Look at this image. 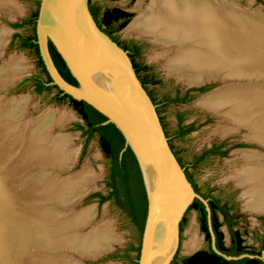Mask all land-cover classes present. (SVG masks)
<instances>
[{"label": "rangeland", "instance_id": "rangeland-1", "mask_svg": "<svg viewBox=\"0 0 264 264\" xmlns=\"http://www.w3.org/2000/svg\"><path fill=\"white\" fill-rule=\"evenodd\" d=\"M99 1L110 5L120 4L132 11L131 20L120 30L119 34H121L122 38H134L140 42L144 61L151 65V69L159 79L158 85H148L157 103H162L169 96L176 95L178 89L183 91L187 89L193 90L190 98L184 103L167 102L161 106L160 112L164 117L168 135L183 163L190 166V164L195 162V166L190 167L202 190L213 193L222 202L228 204L231 212L236 215L235 227L244 236L246 244L261 250L264 244V213L255 212L248 207V198L244 194V187L238 184L237 180L230 177L235 171L246 166L247 163L243 159L245 152L255 151L264 155V147L250 143L247 138L248 131L242 128L229 135H222V129L226 123L220 115L212 112L202 104L203 99L212 94H209V92L215 93L217 90H224V88H228L226 86L234 85L236 84L234 82H241L242 80L230 81L232 83L228 85L226 83L224 85L220 80H213L203 85L188 84L186 81L181 80L178 73H170L166 66L167 58L169 59L171 54L176 51V46L173 43L162 44L161 42H156L152 34L143 33L144 35H142L139 32L140 35L135 32V29L131 28V25L141 13L140 9H138L139 0ZM40 2L41 0H0V69L22 63L19 66V70L12 75V80L24 75L27 76L13 90L0 91V109L9 105L12 99L23 98L27 112L26 120H30L28 122L30 126L34 125L33 122L40 119L44 113L54 112L56 123L50 135L54 137L67 136L71 140L73 153L66 168L61 169L51 165L43 166L44 169L39 171L36 169L33 174L24 176L22 180L16 183L18 186L16 188L20 186L22 189L30 179L35 177L36 174L39 175L40 172L41 174H46V178L49 181L55 176L60 178V180H65L77 178L82 174L88 173L87 187L83 190L82 188L77 190L76 197L68 202L67 209L57 206L53 200L42 201V203L36 201V204L26 205V209H33L37 213L43 212V210L66 212L67 220L74 219L80 212L85 210H93L91 220L82 224L76 232L84 235L92 231L98 232L101 229L97 230L96 228L103 229L106 226L115 240L99 256L85 259L79 257L78 253H72L69 251L70 249L67 250L64 247L51 252L50 245L53 244V241L50 243L47 241L48 244L46 243L45 247L48 250L43 252L44 258L41 257L42 259L40 260L38 255L35 257L30 253L32 251L41 253L42 250L35 249L31 245L28 246L24 241L18 255H14L12 259L11 252L8 261L5 259L8 257L7 251L9 249L3 251L6 247H3V249L0 247L1 264H52L50 259L52 253L57 256L68 257L70 260L72 258L74 264H137V259L139 258L138 249L141 247L142 242L141 231L129 214L120 208L114 198L103 200V197L109 196L112 191L109 186L111 163L102 150L98 135L89 139L88 135L77 128L79 118L74 113L69 100L60 98L58 88L53 86L49 91H37L36 78L40 77L47 80L48 77L40 64V56L36 48L26 45L24 40L33 37L36 33L35 20L37 17L35 15L39 11ZM233 2L239 9L264 16V0H233ZM149 3L150 0H144L141 5L142 9ZM201 87L204 88L202 91L199 90ZM207 93L208 95L206 96ZM180 110H185L186 112L185 123H194L192 131L184 135H178L176 116ZM216 144L222 146L224 154L209 153L200 161L197 160L203 151L210 149ZM262 158L264 159V156ZM58 181L54 178L47 185V188L53 186L52 184L55 186ZM193 222L198 223V215L194 209L188 213L181 233L182 240L179 257L173 260L171 264H183L182 258L192 253L186 252L184 246L191 237L188 231ZM223 229L226 238L229 240L230 231L228 225H224ZM48 230L45 228L43 233L44 240L50 239ZM199 234L202 239V244L199 248L207 247L204 241V234L201 231H199ZM99 247L100 245H94L88 250L89 252L98 251Z\"/></svg>", "mask_w": 264, "mask_h": 264}, {"label": "bare ground", "instance_id": "bare-ground-1", "mask_svg": "<svg viewBox=\"0 0 264 264\" xmlns=\"http://www.w3.org/2000/svg\"><path fill=\"white\" fill-rule=\"evenodd\" d=\"M143 1L139 0L138 9L141 13L131 28L142 34H152L156 42L173 43L176 46V51L168 56L166 66L170 73H178L181 80L190 85L201 84L206 80L222 77L225 73H221V68H228L226 72H230L233 66L235 67L232 73L237 74L238 69L248 68L251 74L259 72V75H264L263 15L239 9L233 0H150L142 9ZM20 64L22 63L12 65V70H19ZM250 85L252 84L217 90L203 99L202 104L220 115L226 123L222 135L226 136L239 131L241 127L249 126L248 140L262 145L264 95L256 96ZM254 105L259 106V109H254ZM9 106L0 110V117L16 111L21 103L13 102ZM20 123L18 120L0 125L2 139L5 141L10 130L16 131ZM33 123L35 126L29 128L26 142L20 139V134L15 141L5 143L8 152L3 146L4 150L0 153V163L3 160V164H0V247L2 249L6 247L3 251L9 249L5 260H9L11 252L12 259L14 255H18L24 241L28 246L42 250L41 253L37 251L30 253L35 257L38 255L39 260L41 257L44 258L43 252L48 250L45 247L47 241L49 243L53 241L50 245L51 252L62 246L67 249L88 250L94 245H100L98 251L109 246L115 238L106 226L103 229L96 228L101 229L98 232L92 231L84 235L75 231L76 226L80 227L91 220L93 210H85L74 219L67 220L58 211L43 210L37 213L33 209H26V205L36 204V201H47L49 197L55 198L56 201H64L65 196L68 198L71 192L86 188L89 179L88 173L65 180L55 176L54 178L61 183L54 188L52 186L47 188L54 178L49 181L46 174L40 172L22 189L20 186V189L16 188V183L24 176L33 174L36 169L37 171L44 169L43 165L64 167L73 153L71 140L67 136L50 135L56 123L54 112L44 113ZM15 146H21L19 155ZM263 156L260 152H245L243 159L247 163L246 166L235 171L230 177L244 187L248 207L259 213H264ZM45 228L47 230L49 228L47 231L49 240H44ZM188 232L191 237L184 247L186 252H192L202 244L198 223L193 222ZM50 259L52 264H74L72 258L70 260L68 257L53 253Z\"/></svg>", "mask_w": 264, "mask_h": 264}, {"label": "water", "instance_id": "water-1", "mask_svg": "<svg viewBox=\"0 0 264 264\" xmlns=\"http://www.w3.org/2000/svg\"><path fill=\"white\" fill-rule=\"evenodd\" d=\"M36 36L41 58L52 79L48 85L58 88L60 97L70 95L75 99L84 100L106 115L104 124L115 123L125 136L126 146L122 153L131 147L137 157L148 198V215L138 264H171L180 252L181 222L194 200L200 198L206 203L208 210L211 209L208 199L195 190L186 167L175 153L157 105L138 76L130 52L98 25L90 10L89 0H41L36 19ZM50 42L54 43L77 83L69 82L61 74L52 55ZM227 69L221 68V73H225L222 77L209 79L198 85L213 80H220L224 85H228L232 83L230 81L242 80L232 85L243 87L245 83H249L252 84L250 87L256 96L264 95V75H259V72L251 74L248 68L238 69L237 74L231 72L232 68L230 72H226ZM14 72L12 66L0 69V91L13 90L27 77L24 75L12 80ZM252 100H255L254 96ZM13 102H20L21 106H18L16 111L0 117V125L18 120L21 123L16 131L15 128L13 132L10 130L5 141L2 134L0 135V153L6 148L5 143L15 141L20 134V139L26 142L29 128L35 126V123L30 126V120H26L24 99H12L10 104ZM254 109H259V106L254 105ZM73 111L79 122L84 123L82 115L74 108ZM241 128L249 133V126ZM249 142L264 147V144L250 140ZM19 147L21 146L16 148L17 154L20 152ZM1 161L0 164H3V160ZM69 162L70 160L60 168H66ZM57 183L55 186L52 184V187L61 182ZM71 193L68 198L65 196L64 201H56L52 197L48 199L53 200L62 209H67L68 202L76 197V192ZM65 213L62 212L64 218ZM78 228L79 226H76L75 231ZM110 246L111 244L93 252L80 248H72L69 251L78 253L83 259L94 258ZM214 248L229 259L239 258L222 253L216 246Z\"/></svg>", "mask_w": 264, "mask_h": 264}, {"label": "trees", "instance_id": "trees-1", "mask_svg": "<svg viewBox=\"0 0 264 264\" xmlns=\"http://www.w3.org/2000/svg\"><path fill=\"white\" fill-rule=\"evenodd\" d=\"M38 16V12L35 15ZM36 31V20H35ZM36 33L33 37H30L24 42L26 45L36 48L38 55L40 56V62L43 63L39 45L36 43ZM50 49L54 60L61 72V74L71 83H77L75 77L71 73L67 63L62 58L53 42H50ZM44 72L48 75V82L51 81V77L45 65H42ZM37 91H49L53 88L52 85H48L41 78H36ZM61 99H69L70 105L76 109L84 118V123L79 122L77 128L82 130L84 134L88 135V138H92L98 135L104 154L110 159V181L109 186L112 191L109 196H104L103 200L114 198L116 203L133 219L138 226L141 234L143 235L147 215H148V198L147 192L142 176V172L137 160V157L131 147H128L123 153V149L126 146V139L121 129L115 123L104 122L107 120V116L101 111L96 109L93 105L84 100H78L70 95H64ZM189 179L192 178L189 176ZM200 192V189H196ZM205 197H208L204 194ZM213 210V220L215 222V228L223 224L219 221V216L216 212V208H219V200H213L210 202ZM191 208H198L201 214L203 230L208 231V212L205 208V204L202 200L196 199L191 205ZM224 212L227 216L226 221L233 226L232 216L225 208ZM186 221L181 224L183 229ZM221 234V233H220ZM222 235V234H221ZM210 238V235L208 234ZM242 239L239 238L237 247H226L223 243L219 242V247L223 251L230 254H240L244 251V247L241 245ZM141 247L138 249L140 256ZM179 257L177 253L175 259ZM185 264H235L236 262L247 261L249 264H264V260L260 258H245L239 261L227 260L214 250L206 251L202 250L195 253L192 256L182 258ZM138 264V263H137Z\"/></svg>", "mask_w": 264, "mask_h": 264}, {"label": "flooded vegetation", "instance_id": "flooded-vegetation-1", "mask_svg": "<svg viewBox=\"0 0 264 264\" xmlns=\"http://www.w3.org/2000/svg\"><path fill=\"white\" fill-rule=\"evenodd\" d=\"M89 6H90V10L92 12V15L94 16L98 25L103 30H105L108 34H110L112 36V38L114 40H116L121 46H123L126 50H128L130 52V56L132 58L136 72L138 73V76L140 77V79L144 83L145 87L147 88L148 92L150 93L153 101L157 105L158 112L161 116L164 127L166 128L164 117L160 112L161 106L165 105L167 102L184 103L185 101H187L190 98L193 90L187 89L186 91H183L181 89H178L176 91V95L169 96L162 103H157V100L155 99V96L150 91L148 85H150V84L158 85L159 79L156 76V73L151 69V65L148 64L146 61H144L143 56H142V46L140 45V42L134 38H130V39L122 38L121 34H119L120 30L122 28H124L129 23V21L131 20L132 11H129L128 9H126V7H123V5H120V4L110 5V4L102 3L99 0H89ZM135 32L137 33L138 31H135ZM142 35H144V34H142ZM40 64L45 65L44 62L43 63L40 62ZM47 77H48V75H47ZM42 80H44V79H42ZM44 81L47 84L51 82V81L48 82V79L44 80ZM203 89L204 88L201 87L199 90L202 91ZM185 114H186L185 110H180L177 113L176 121H177V126H178V135H184L185 133H189L194 128V123H185L186 122ZM166 131H167V129H166ZM167 134H168V132H167ZM170 143H171L175 153L177 154L179 160L186 167V172H187L188 177L190 176L192 178L191 182H192L195 190L197 188L200 189V192H198L197 190L196 191L199 194H201L204 198L208 199V204H209L210 209H211V211H209L206 203L202 200L204 202L205 208L208 212V231L203 230L201 214H200V210L198 208L189 209V211L185 215L184 219L182 220V222L186 221L188 213L192 209H194L198 215L199 231H201V233L204 234V241L207 244V247L201 248V249L197 248L196 250H194V252L190 253L189 255L184 256L183 258L192 256L195 253L202 251V250H206V251L214 250L215 252H217L214 248L216 246L222 253L239 257L237 259H229V258L225 257L223 254H220L217 252L218 254H220L221 256L226 258L227 260L239 261V260H242L245 258H250V259L260 258V259L264 260V244H263L261 250H257V249L252 248L251 246L246 244L244 236L241 234L240 230L235 227L234 221L236 219L235 218L236 215L231 212V208L228 206V204L222 202L215 195H213V193L204 192L202 190L200 184L198 183V181H197L196 177L194 176V174L191 170V167H190V166H195V162L190 164V166L185 165L183 163L182 159L179 157L178 152L175 150V147L171 141V138H170ZM222 149L223 148L220 145H217V144L213 145L210 149L203 151L201 156L197 160L200 161L203 157H205L209 153H215V154L218 153L220 155L224 154V151H222ZM204 194L207 195L208 197H205ZM196 199H200V198H196ZM213 200H219V208H216V212L219 216V221L223 222V224L220 225L217 228V230L215 228V222L213 220V210H212V206L210 203ZM225 208L229 211V214L232 216L233 226L226 221L227 216L224 212ZM182 222H181V224H182ZM224 225H228V228L230 231V239L229 240L226 238L225 231L223 229ZM182 230L183 229H181V231ZM208 234L210 235V238L208 237ZM239 238L242 239L241 245L244 247V251L242 253L230 254V253H227V252L223 251L222 249H220V247H219L220 241L226 247H237L238 242H239ZM179 254H180V252H179ZM182 262H183V264H185L183 259H182ZM235 264H249V263L247 261H243V262H236Z\"/></svg>", "mask_w": 264, "mask_h": 264}]
</instances>
